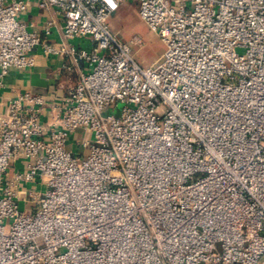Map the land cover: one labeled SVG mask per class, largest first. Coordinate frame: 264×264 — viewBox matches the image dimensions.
Instances as JSON below:
<instances>
[{"label": "built area", "instance_id": "1", "mask_svg": "<svg viewBox=\"0 0 264 264\" xmlns=\"http://www.w3.org/2000/svg\"><path fill=\"white\" fill-rule=\"evenodd\" d=\"M126 1L39 0L64 17L53 44L0 0L2 76L39 45L91 66L0 113V264H264V0H136L165 45L147 67L110 23Z\"/></svg>", "mask_w": 264, "mask_h": 264}, {"label": "crops", "instance_id": "2", "mask_svg": "<svg viewBox=\"0 0 264 264\" xmlns=\"http://www.w3.org/2000/svg\"><path fill=\"white\" fill-rule=\"evenodd\" d=\"M28 2L27 9L19 16L20 20L26 23L28 29L38 33L42 39H47L50 43L56 44L64 42V17L58 9L55 7L43 8L39 5V0H28ZM69 42L78 48L94 49L92 40L87 36L71 39ZM33 55L36 59L33 67L26 69L13 67L5 76H2L0 73V113L6 110V105L10 99L15 98L25 91H32L34 87V74H38L41 78H47L49 81H52L46 87L47 92L44 94L48 102L51 103L64 98L66 88L74 85L79 80L82 72L86 73L91 69L88 63L81 62L77 68L78 71L76 73L71 72L64 67V64L70 63L68 58L48 55L45 53L42 45L35 48ZM40 89L45 90V87H40ZM80 134V132L75 133L73 138L77 139ZM72 143L73 141L70 145H73ZM23 165L24 162L22 161L17 164L12 163L10 171L12 172L16 168L23 167ZM40 188L44 189L43 186ZM31 203L33 202L22 201L25 209H28L26 205Z\"/></svg>", "mask_w": 264, "mask_h": 264}, {"label": "rangeland", "instance_id": "3", "mask_svg": "<svg viewBox=\"0 0 264 264\" xmlns=\"http://www.w3.org/2000/svg\"><path fill=\"white\" fill-rule=\"evenodd\" d=\"M110 23L118 38L130 40L134 35L139 36L143 41L142 47H134L135 57L140 65L147 67L157 65L162 60V53L165 50V45L159 34L151 29L147 22L139 13V5L136 0H128L121 5L119 10L115 12ZM118 31V32H117ZM123 108V103L119 102L116 109H108L105 114H120ZM81 138V135L79 136ZM36 187V184H27L23 186ZM33 203L26 205L31 210ZM21 208L25 209V205L21 203ZM10 222V220H8Z\"/></svg>", "mask_w": 264, "mask_h": 264}, {"label": "water", "instance_id": "4", "mask_svg": "<svg viewBox=\"0 0 264 264\" xmlns=\"http://www.w3.org/2000/svg\"><path fill=\"white\" fill-rule=\"evenodd\" d=\"M52 81H49L47 78H41L40 75L38 74H34L33 75V83H34V87L32 89L33 93L36 94H46V87L49 85V83H51ZM40 87H45V90L40 89Z\"/></svg>", "mask_w": 264, "mask_h": 264}]
</instances>
